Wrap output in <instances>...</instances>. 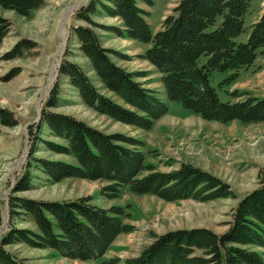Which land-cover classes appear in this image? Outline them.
Listing matches in <instances>:
<instances>
[{
  "label": "trees",
  "instance_id": "obj_1",
  "mask_svg": "<svg viewBox=\"0 0 264 264\" xmlns=\"http://www.w3.org/2000/svg\"><path fill=\"white\" fill-rule=\"evenodd\" d=\"M46 1L0 0V6L29 16ZM139 1L89 0L77 10L79 22L73 25L72 31L79 50L103 86L119 99L100 91L78 62L65 57L59 73L78 90L85 104L116 121L146 130L152 129L169 112V105L156 90L113 60L112 53L122 54L101 43L97 28H103L148 45L143 56L162 73L161 80L171 101L181 102L206 120L264 121V95L223 100L211 81L215 70L247 68L259 54H264V12L251 24L247 41L238 40L246 29V16L253 0H180L158 31L151 27ZM102 13L119 18L122 26L98 22L96 17ZM10 28V20L0 14V47ZM28 43L27 40L16 43L6 57L21 55L24 47H32ZM61 93L57 80L42 109L41 119L29 126L33 140L30 156L42 140L39 134L43 127L48 126L64 142L42 141L50 150L72 155L76 160L72 163L35 157L37 168L53 181L68 177L105 179L111 184L104 189L113 190L114 197L124 186L134 193H150L167 201H208L234 195L230 183L200 166L183 162L168 172L156 170L146 163L145 154L139 148L141 140L120 131L105 132L73 114L53 110L60 104ZM0 122L14 127L19 119L14 111L0 107ZM145 170L149 172L141 175ZM259 177L258 187L238 202L225 232L197 226L156 233L139 255L125 260L113 258L102 264H264L263 253L249 247L264 248V167ZM33 179L29 165L17 179L13 192L29 190ZM12 206L11 212L18 207L21 213L28 214L36 229L11 224L0 238V264H30L8 248L18 243L49 247L62 256L83 261L99 259L121 233L131 230L124 222L122 206L102 207L93 203L91 196L42 200L15 195Z\"/></svg>",
  "mask_w": 264,
  "mask_h": 264
},
{
  "label": "rangeland",
  "instance_id": "obj_2",
  "mask_svg": "<svg viewBox=\"0 0 264 264\" xmlns=\"http://www.w3.org/2000/svg\"><path fill=\"white\" fill-rule=\"evenodd\" d=\"M89 0H47L34 9L29 16L0 6V14L8 18L11 28L0 47V107L14 111L19 124L11 127L0 122V238L11 224L36 229L32 218L14 207L15 195L42 200L75 199L91 196L92 202L111 207L120 205L125 210L124 222L131 226L129 232L121 233L106 254L99 259L78 260L62 256L56 250L35 248L25 243L8 246L18 257L30 264H102L113 258L135 257L153 240V235L179 228L206 226L217 233L225 232L233 219V212L240 199L258 187L260 170L264 167V121L245 123L239 120L221 122L206 120L185 108L179 101H171L161 80L162 73L144 58L147 44L128 37H120L114 31L97 28L101 43L122 55L111 54L113 60L138 75L137 80L157 91V95L169 105V112L157 120L152 129L116 121L85 104L78 90L67 77L61 76L59 66L67 57L78 62L96 83L100 91L118 99L99 81L91 65L79 50L77 37L72 31L76 24L77 10ZM180 0H152L150 4L140 0L146 19L154 31L163 27L165 18L174 13ZM264 12V0H253L246 16V29L238 37L247 41L251 24ZM96 20L108 26H122L119 18L102 13ZM67 34L65 47L60 56ZM27 40L31 48L24 47L22 54L8 58L7 53L16 43ZM58 67L53 71L56 60ZM206 58L203 57L202 61ZM140 75V76H139ZM233 75H236L232 78ZM62 87L61 101L55 111L73 114L105 132L120 131L134 136L143 143L146 163L156 170L171 171L183 162L200 166L230 183L234 190L231 197L208 201L181 199L167 201L156 195L132 192L128 186L121 188L114 197L113 190H105L111 184L105 179L68 177L53 181L40 168L35 157L60 159L76 163L72 155L49 149L42 140L64 142L44 126L37 142V151L30 156L33 140L29 126L39 122L40 115L56 81ZM223 100H244L250 95H264V54L255 62L240 70L219 71L211 75ZM31 165L34 176L29 190L13 192L17 179ZM145 170L141 175H146ZM13 215V218H11ZM264 256V248L249 246ZM123 264V263H120Z\"/></svg>",
  "mask_w": 264,
  "mask_h": 264
},
{
  "label": "bare ground",
  "instance_id": "obj_3",
  "mask_svg": "<svg viewBox=\"0 0 264 264\" xmlns=\"http://www.w3.org/2000/svg\"><path fill=\"white\" fill-rule=\"evenodd\" d=\"M63 39H64V43H63V45L61 47V51L59 52L58 56H60L62 54V52H63V49L65 47V43H66V39H67V34L64 35ZM57 67H58V59L56 60V64L54 65L53 71H56Z\"/></svg>",
  "mask_w": 264,
  "mask_h": 264
},
{
  "label": "water",
  "instance_id": "obj_4",
  "mask_svg": "<svg viewBox=\"0 0 264 264\" xmlns=\"http://www.w3.org/2000/svg\"><path fill=\"white\" fill-rule=\"evenodd\" d=\"M40 117H41V115H40Z\"/></svg>",
  "mask_w": 264,
  "mask_h": 264
}]
</instances>
